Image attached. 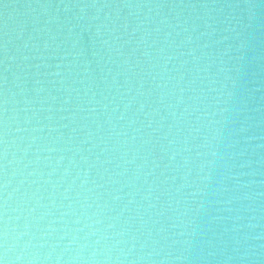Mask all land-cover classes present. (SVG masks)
Returning a JSON list of instances; mask_svg holds the SVG:
<instances>
[{
	"label": "water",
	"instance_id": "water-1",
	"mask_svg": "<svg viewBox=\"0 0 264 264\" xmlns=\"http://www.w3.org/2000/svg\"><path fill=\"white\" fill-rule=\"evenodd\" d=\"M0 264H264V0H0Z\"/></svg>",
	"mask_w": 264,
	"mask_h": 264
}]
</instances>
